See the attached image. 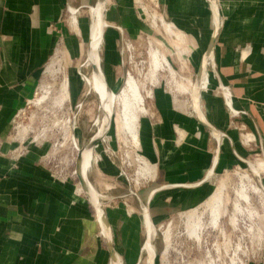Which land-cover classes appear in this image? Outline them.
<instances>
[{"label":"crops","instance_id":"obj_1","mask_svg":"<svg viewBox=\"0 0 264 264\" xmlns=\"http://www.w3.org/2000/svg\"><path fill=\"white\" fill-rule=\"evenodd\" d=\"M93 1L0 0V264H112L96 213L94 216L78 184L75 187L72 181L54 178L42 165L40 159L45 149L33 146L16 168L11 166L9 155L14 146L10 139L11 120L34 95L59 43L65 39L62 50L70 60L81 58L84 52V40L79 32L72 35L68 31V5L73 7L70 9L73 13L74 8L77 12L98 2L95 0L93 4ZM133 1L118 0L110 6L108 0L106 11L114 10L116 22L131 26L136 14ZM159 2L165 16L184 35H191L200 43V56L195 61L199 68L213 31L209 0ZM218 5L222 26L216 38L211 69H207L202 85L201 107L207 120L225 135L218 142L192 114L205 130L195 134L199 144L206 132L216 142L213 159L207 168L203 167L200 178L192 179L196 157L191 154L197 155L198 148L188 147L186 154L191 157L176 168L179 180H169L148 192L147 198L152 190L162 187L150 201L153 217H168L204 205L213 193H202L211 177L219 169H232L236 162L244 163L241 158L247 159L241 147L247 150L255 146L264 157V0H218ZM80 25L84 28L82 20ZM222 86L227 90L230 106ZM73 92L75 98L76 92ZM156 103L168 121V127L161 124L155 129L158 133L163 134L167 129L177 131L180 125L189 126L188 116L177 111L174 99L166 92H156ZM148 124L147 138L152 132L150 119ZM247 134L254 139L245 142ZM226 148L228 152L224 153ZM216 155L214 172L206 178ZM261 178L264 184V173ZM165 190L177 192L159 195ZM168 206L172 209L164 208ZM106 214L117 252L113 229L114 222L118 224L119 220L114 217L116 220L112 221L107 211ZM250 264H264V249Z\"/></svg>","mask_w":264,"mask_h":264},{"label":"rangeland","instance_id":"obj_2","mask_svg":"<svg viewBox=\"0 0 264 264\" xmlns=\"http://www.w3.org/2000/svg\"><path fill=\"white\" fill-rule=\"evenodd\" d=\"M117 1L118 0H109L110 6L114 5V3ZM94 2L95 0L93 1V4ZM93 6L94 5H92V7ZM133 10L136 14L134 24L131 26L120 25L115 21L112 15L114 10H105V20L108 23V26H106L104 30V41L102 39V43L99 46V54L101 57L100 64L101 68L105 72V78H107V81L112 86V91L114 92L119 91L123 87L126 79L125 77L128 72H131L132 75L139 80L141 79L140 81L144 85L146 84L144 89H141L143 95L145 96V106L148 109V115H146L148 117L145 119L144 129H147L149 126H147V123L148 119H150L152 122V128H150L152 132L150 137L147 138L145 134L146 131L144 129L142 130L141 121L139 120V128L137 132L140 133V143L136 146L129 133H126V131L119 133L115 123V109L111 123H109V127L106 128L107 131L105 130L106 133L104 138L100 139L93 147L94 154L97 156L98 161L95 162L91 168H89L88 178L99 193L103 206L107 213H109L111 220L114 221L116 220L114 217H118V224L117 222H114L116 226L113 230L117 252L120 254L123 264H146V253L143 251L146 231L142 214L143 207L147 201L148 192L153 187L167 183L169 180H179V174L176 168L179 167L178 164L182 166L181 163H183V161L188 157H191V155L196 157V164L193 166V171L195 172L191 178H200L203 173V167L207 168L213 159L216 142L212 137V134L210 132H206L204 141L202 140V144H199V138L196 140L195 134L202 128L195 121L194 116L190 114L191 107L189 105L188 95H183L176 91L169 73L167 71H163V69L161 70V68L156 71L153 70L150 66L149 60V38L152 37L159 41V43L155 42L153 47L158 48L159 51L167 55L171 65L176 70L179 72L181 71L179 69L182 65L180 64V61L182 63V60L185 59L187 70L184 69L185 71H181V74H184L185 76H189L190 74L191 76L194 75L195 77L198 69V63L195 61H197L198 57L200 56V43L194 40L191 35L186 34L184 37L185 46H182L183 48H188L189 51L184 52L182 59H179L176 49L173 46L172 41L167 37L165 30H163L160 26V29H157L153 26V24H151L152 22L150 19L146 20V16L142 13L140 7L137 9L133 4ZM76 13L78 29L80 30L79 35H81L80 37H82V40H84V52L82 57L77 60H70V58L68 59L62 50V47L65 44L64 39V43H59V48L57 49L56 54H54V56L51 58V64L50 62L48 63L41 81V84L45 81L53 84L52 90L50 92L51 96L54 94H59L58 87L62 77L57 72H49L47 69L50 67L53 70H56L58 66H65L70 81V101L65 104L66 106L64 103L67 100L64 102H56L54 107L51 106L53 101L49 99L45 101L46 104L40 106L41 108H39V110H37L35 105H31V107L25 110L24 117L22 118L24 124H31L29 128L34 127L36 131L37 128L41 129L45 127L47 142L51 141V143L59 140L57 128L52 125V122L56 118V120L70 118L74 124L75 137L78 139L80 145H84L92 136L95 135L98 127L95 122L96 120L101 121L103 116V111L99 103V97L97 96L98 94L95 91L87 92L85 79L86 76L91 75L93 70V65L87 62L89 54L87 52L90 45V7L79 10ZM70 14L71 13L68 10L66 16L68 23ZM80 20H82L84 28H81ZM67 28L72 35L77 32V30L74 29L71 24H67ZM57 59L59 62L56 61ZM210 69L211 65L208 66V71ZM152 71L155 73L150 75V72ZM57 74L59 75V78L57 77L55 81L54 78H56ZM72 90L76 92L75 98L73 97ZM147 90L148 92H152V96L147 95ZM157 91L166 92L167 95L174 99L173 106H175L177 111L182 113L185 112V114L188 116L187 123L189 126L184 128V126L180 125V129L185 130L183 131V139L179 140L180 137L178 138V130L176 131L175 129L172 131H168L167 129V131L163 134H160L157 132V130H155L161 124H164L168 127V121L165 119L159 105L156 103ZM40 94L41 92L39 95ZM45 109H49L50 111L48 112ZM33 115L37 116V118L43 117L44 121L38 119L33 120ZM54 115H56V118H54ZM48 128H51V130ZM35 130L34 132L29 133L30 137L36 133ZM202 131L205 132L204 129H202ZM249 135L250 134H247V136ZM60 141H62V139H60ZM204 146L210 148H206ZM188 147H191L192 149L197 147L198 154L187 155L186 151H188ZM240 149L244 156L250 161L259 157H263L255 146L252 148L249 146L247 150L243 147ZM226 152H228L227 148L224 153ZM137 153L143 156H148L152 162L156 163L157 169L154 177L149 175L147 176V174H145V176L143 175L142 177L137 175L138 164L135 160ZM226 156H228V154H226ZM76 157L77 156L75 155V164ZM233 160L237 161V159ZM238 162L235 163L236 167L233 166L232 169H219L218 172L211 177L212 179L208 182L206 188L202 192L205 194L210 191L213 192L217 188L218 183L220 184L221 182H224L225 190L223 191V195L231 198L227 204L228 214L233 210V199L235 196L234 186L240 181V177L237 175V172H243L245 170L251 174V177L257 183L259 182V177L254 175L247 163ZM72 169L73 167H71V170ZM180 172L182 173L183 171L180 169ZM75 175L78 178L77 174ZM77 180L80 192L85 198H87L81 188L79 179L72 178L73 184L76 187ZM175 191L177 192V190H165L159 195H167ZM161 203L159 204L162 205ZM89 204L95 216V210L90 202ZM243 204L245 203L243 202ZM205 205L202 206L200 210H203ZM164 208L172 209L171 206ZM187 213L189 212L185 211L181 214L179 212L168 217L164 215L153 217V214L151 213L152 221L156 228V234L154 237V245L156 247L157 253L155 264H163L161 252L164 250L163 239L165 234L162 236V233H164V231L167 229V226L170 228L172 245L176 248H179L182 245L185 246L187 243L192 242V240L184 232L186 221L185 216ZM207 216L208 215L206 214V217ZM227 219L228 216L222 217L221 221L227 224ZM255 221L256 220H253L251 225H253ZM206 235H208L209 238L214 239L215 232H211V230L208 229L205 236ZM192 252L194 253H191L190 256H185V258L192 260L195 254H200V257L203 256L202 251L198 253L195 249H193ZM187 255H189V251H187ZM177 256H179L177 251L172 250L170 252L169 260L173 263L174 260L177 259Z\"/></svg>","mask_w":264,"mask_h":264},{"label":"bare ground","instance_id":"obj_3","mask_svg":"<svg viewBox=\"0 0 264 264\" xmlns=\"http://www.w3.org/2000/svg\"><path fill=\"white\" fill-rule=\"evenodd\" d=\"M107 3H108V0H98V2L93 7L92 5L90 6V13H91V19H90L91 22H90V29H89L90 45H89V50L87 53H89L88 59L92 61V63L94 64V68H93L94 72L90 77L86 76L87 78L85 79H86L87 92L95 91L98 94L97 96L99 97V103L103 111L102 119L101 121L98 120V123H97L98 127H97L95 135L92 136V138H98L102 136L103 133H105V130L110 123V117L113 116L115 109H116L115 123H116L119 133H123L124 131H126V133H129L135 145L137 146L140 143L139 141L140 133L137 132L139 128V120L141 121V128L143 130L145 119L148 117L146 116L148 113V109L145 106V96L143 95L142 90H141L142 88L144 89L146 84L144 85L140 81L141 79L139 80L138 78L133 76L131 72H128L125 77L126 78L125 83L119 91L114 92L107 85V82H106L107 79L105 80V74H104L103 69L101 68V64H100L101 57L99 54V46L102 43L105 27L108 25V23L105 20V10H106ZM72 12L73 13H71L70 19L68 21L74 29L80 32V30L78 29V24H77L78 20L76 16V9H72ZM156 18L159 19L160 23L158 24L155 23V21H157ZM151 19L153 21L154 27H156L157 29H160L159 28L160 26L162 27L163 30H165L167 37L172 41V44L176 49L178 58L182 59L183 53L189 51L188 48L186 47L183 48L182 46L185 43V38H184L185 35L183 34V32L180 31L178 28H176L174 24L166 21L160 14L153 16V18ZM149 39H150L149 40V44H150V50H149L150 59L149 60H150L151 68L155 71L160 68L161 70L163 69V71H167L172 79V83L176 91H178L180 94H183V95L186 94L188 95V98H190L195 77L194 75L191 76L190 74L189 76H185L184 74L183 75L181 74V71L184 72L185 71L184 69L187 68L185 59L183 58L184 60H182V63L180 61V64L182 65H181V68H179L181 70L179 72L171 65V62L167 58V55L159 51L158 48L153 47V44L155 42L159 43V41L152 37H150ZM202 56H203V53H202ZM202 56H201V59H202ZM56 61H58V59ZM212 62H213V58L212 59L210 58L208 61V66ZM47 71L54 72V73L57 72L58 74L61 75L62 78H61V81L59 82V87H58L59 94H54L53 96H51L50 92L52 90L53 84L45 81L44 83L40 85L41 94L36 99V103L37 105H44L46 104L45 103L46 100L51 99L53 101L51 106L55 107L56 102H64L70 99L71 97L70 90H69L70 81H69V77L66 72L65 66L63 67L58 66L56 70H53L52 68L48 67ZM154 73L155 72L152 71L150 72V75ZM58 74L56 75V78H54L55 81L57 77L59 76ZM205 75L206 73L203 74V78L200 81L201 83L199 86L201 88L205 80ZM146 92H148V90ZM147 95L152 96V92L149 91ZM189 105H191V101H189ZM190 110H191L190 114L192 115L193 114L192 109ZM148 125L149 124L147 123V126ZM179 128L177 129L179 133L178 138L180 137L179 140H181L184 137V133H183L184 130H181ZM70 137L72 139V145L74 149L76 150L75 155L77 157H76L75 165L76 166L77 164L79 165L80 174L83 177H85L87 181L89 182V183L86 182L85 185H81V182L79 180L81 188L84 193L88 192L90 197H92V201L95 204L94 210H95L99 225L101 227V232L102 234H107V225L103 220L102 209L100 208V204L98 203L101 200V198L99 196V193L94 188L93 184L88 178V170L89 168H91V166L95 162L98 161V158L94 154L93 147L86 148L83 145H80L78 143V140L76 139V137H73V132H72L71 127L68 130L67 138H70ZM245 137H246L244 140L245 142L248 141L249 139L251 140L254 139L253 135L252 136L249 135ZM124 143H125V140H124ZM135 160L138 164V171H137L138 176L142 177L143 175L145 176V174L151 177L155 176L156 169H157L156 163L152 162L148 156H143L137 153L135 156ZM250 162L251 164L249 166L251 168V171L254 173V175L261 176V174L264 173V157L256 158L255 160H251ZM76 166L74 168L75 174H77ZM237 175H239L240 181L234 186V192H235V196L233 199L234 212L231 214L232 216L231 220H234L233 215H235V213H241L244 210V208L242 207L243 202L246 203V205H249L251 203L250 195L252 193L255 194L257 197H262V196L264 197V190L262 186L259 184V182L257 183L251 177V174H249L247 171L244 170L243 172L238 171ZM224 190H225L224 182H221L220 184L218 183V186L215 189V191H213V193L210 195L208 200L205 202L206 204L205 208L202 211L198 212L195 206L194 209L190 210V212L185 216L186 218L185 231L189 235L196 237L197 241H200L201 239L200 237L202 235L204 227L207 226V222L205 220L206 213L209 218V225H212L214 227H218L220 225L221 218L227 214L228 212L227 204L231 198L223 195ZM146 219H147L146 233L148 234L149 239L147 240V242L144 243L143 251L146 253V260H145L146 264H155L154 256L156 255V247L154 245L153 240L156 234V228H155L154 223L151 221V219L149 218H146ZM163 234H165L164 239H163L165 248L163 252L161 253H163L162 257L165 258L166 253L171 247V232L168 226H167V229L164 231V233H162V236ZM112 264H123L120 254L115 253L114 262H112Z\"/></svg>","mask_w":264,"mask_h":264},{"label":"built area","instance_id":"obj_4","mask_svg":"<svg viewBox=\"0 0 264 264\" xmlns=\"http://www.w3.org/2000/svg\"><path fill=\"white\" fill-rule=\"evenodd\" d=\"M133 2L137 9L140 7V10L146 16V20L150 19L152 24L153 21L151 18L159 14L166 21L169 20L162 11L159 0H134ZM71 8L73 7L68 5L69 11ZM156 19L157 21H155V23H160L159 19ZM168 22L172 23L170 20ZM40 84L35 89L34 95L26 100V103L16 111L11 120L10 139L14 144L9 154L11 166L13 168L18 167L20 159L25 156L33 146H37L45 149L40 161L43 166L48 168L54 178L65 182L72 181V178L78 179L74 172L76 150L72 145L71 137L67 138L70 127L73 132V137H75L74 124L72 120L70 118L56 120V115H54V118L56 119L52 122V125L57 128L59 140L53 143H51V141L47 142L45 127L41 129L37 128L36 131L34 127L29 128L31 124H24L22 121L25 110L31 107V105H35L37 110H39V108H41L40 106H42L37 105L36 103V99L41 92ZM222 89L227 93L224 86H222ZM225 97L227 98L230 106L231 104L228 93L225 94ZM69 101L70 99L67 100L64 105ZM45 110L48 112L50 111L49 109ZM231 110L233 113H237V111L232 108ZM32 119L44 121L43 117L37 118L35 115L32 116ZM97 123L98 120H96L95 124ZM48 129L51 130V128ZM34 130L36 133L30 137L29 133L34 132ZM60 139H62V141H60ZM71 167H73L72 170ZM262 188L264 190L263 186ZM251 197V203L249 205H246V203L242 204L244 210L241 213H235V215H233L234 220H231V214L234 212V205L232 212H229V214L227 212V214L223 216H228L227 224L220 221V225L218 227H214L209 225V218H207L208 216H205L207 226L204 227L200 241H197L196 237L189 235L185 231L184 227L185 234L188 235L192 242L187 243L185 246L182 245L179 248H176L172 245L171 241V247L166 253V257L163 258V264H250L252 261L257 260L261 256L264 249V197H257L253 193ZM202 206L197 208L198 212L202 211L200 210ZM188 212H190V210ZM181 213L182 212H180V214ZM253 220L256 221L253 225H251ZM208 229H210L211 232H215L214 239L209 238L208 235L205 236ZM171 249L173 251H177L179 255L173 263L169 260L170 252L172 251ZM193 249H195L198 253L202 251L203 256L200 257V254H195L192 260L185 258V256H190L191 253H194L192 252ZM187 251H189V255H187Z\"/></svg>","mask_w":264,"mask_h":264},{"label":"water","instance_id":"obj_5","mask_svg":"<svg viewBox=\"0 0 264 264\" xmlns=\"http://www.w3.org/2000/svg\"><path fill=\"white\" fill-rule=\"evenodd\" d=\"M209 2H210L212 13H213V31H212L211 41L209 43V46L203 52V56H202L200 65H199V68H198L196 76H195V80H194V85L192 87V93H191L190 101H191V109H192V112H193L194 116L196 117V119L200 123H202L205 127H207L214 134V136L216 137L218 142H220V138L223 135H225V133H223V132L219 131L218 129H216L207 120V118L205 117L204 112H203L202 107H201V91H202V88L199 86L200 83H201L200 81L203 78V74H205L207 72L209 59L213 58L216 38H217L218 32H219V30H220V28L222 26V16H221L219 5H218V0H209ZM112 117H110V123H111ZM106 131H107V129H106ZM106 131H105V133H106ZM105 133H103V135L98 137V138H92L91 137V139H89L88 142L85 143L83 146L86 147V148L87 147H94V145L100 139L104 138ZM241 160H243L248 165L251 164L250 160H248V159L241 158ZM217 161H218V155H216V157L214 159L213 167H211V169L209 170L208 175H207L206 178H209V177L212 176V174L214 172V167H215ZM76 171H77V174H78V178H79V180L81 182V185H85L86 182L89 183L87 181V179L80 174L79 165L78 164L76 166ZM258 177H259V183L264 187V184H263L261 176L259 175ZM160 189H162V187H159V188H156V189L152 190V192L149 194V196L147 198L146 204L143 207L142 217H143V221H144V224H145V231L147 229V219L146 218H149L152 221V217H151V213H150V201H151L153 195ZM85 194H86L89 202L91 203V205L95 209V204L92 201V197H90L88 192H86ZM98 203L100 204V208L102 209L103 220H104V222L107 225V234H104V235H105V238H106L108 246H109V251H110V254H111V262H114V256H115V253H117V252L115 251V249L113 247V236H112L111 226H110L109 221L107 219L106 210H105V208L103 206L102 201L100 200ZM148 239H149V237H148V234L146 233L145 242H147ZM153 242H154V240H153ZM156 255H157V253H156ZM156 255L154 256V261L156 259Z\"/></svg>","mask_w":264,"mask_h":264},{"label":"flooded vegetation","instance_id":"obj_6","mask_svg":"<svg viewBox=\"0 0 264 264\" xmlns=\"http://www.w3.org/2000/svg\"><path fill=\"white\" fill-rule=\"evenodd\" d=\"M107 7V6H106ZM108 26V25H107ZM88 58H89V54H88ZM87 58V62L88 63H90V64H92L93 65V68H94V64L92 63V61H90L89 59ZM93 72H94V69L92 70V73H91V75L93 74ZM90 75V76H91ZM90 76H87V77H90ZM87 77H85V78H87ZM106 77V76H105ZM107 78H105V80H106ZM106 82H107V85L112 89V86L109 84V82L106 80Z\"/></svg>","mask_w":264,"mask_h":264}]
</instances>
